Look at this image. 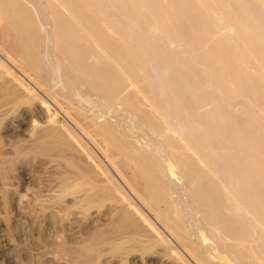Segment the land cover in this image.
Masks as SVG:
<instances>
[{
  "label": "rangeland",
  "instance_id": "rangeland-1",
  "mask_svg": "<svg viewBox=\"0 0 264 264\" xmlns=\"http://www.w3.org/2000/svg\"><path fill=\"white\" fill-rule=\"evenodd\" d=\"M36 1H41L39 2L40 5L42 4V6H44V11L47 12L46 14L49 16L48 12L50 7L47 4L48 1ZM77 1L81 3L85 2V0ZM95 1L96 5L94 6V10H99L101 11V13L93 12L92 15L97 21V27H99L101 38L105 42L107 47L111 48L116 53L117 59L120 62H123V64L129 70V73L135 76L138 82L143 84L144 82L151 80L153 83L156 82L157 84H160L161 87H158L160 89L159 91L163 93L166 98L174 102L173 104L175 105V107L181 105L180 108H177L182 111L183 115L185 114L184 116L185 118H187L186 120L188 122L193 123L192 130L194 131V134L196 133V138L202 144H204V146L215 150L220 143H227L229 145L235 143L233 145L234 149L232 154L237 153V162L239 164L241 163L240 165L244 176L249 174L248 170L250 169V163L248 162V160L244 159L254 157L259 163L261 162V164H264V77H262L264 75V39H261L264 38V4H262L264 3V0H262V2L260 0H232L233 4L231 0H221V4L219 3V0H199L201 2V6L198 0H188L190 1V4L189 2H187L186 4V0L185 2H182L184 0H161L166 5H163L160 0H142L144 2V7H138V9H136L138 11H135V8L132 7L137 0ZM235 1L238 2V4ZM97 2L101 3V5H98ZM121 2L125 4H121ZM227 4H229L230 8ZM123 5L124 7L122 8L121 6ZM160 5L163 6L161 7ZM250 5L253 7H251ZM89 6H91V4H89ZM158 6L161 10L157 8ZM203 6L207 7L208 10H210L208 11L207 8L204 7L206 9L205 10ZM109 7L110 9L114 8L115 11L114 9L109 10ZM189 7H191L192 9ZM146 8L147 11H145ZM227 9L228 12L226 15L225 12L227 11ZM188 10L190 11L188 12ZM199 10L200 12H198ZM202 10L205 15L202 14ZM239 10L241 11V13ZM196 11L197 13L195 14ZM246 11L251 15L249 13L246 14ZM191 13H193V15ZM199 14H202L204 19L198 18L200 17ZM214 14L217 16H215ZM230 14H232V16L234 15L233 18L230 16ZM47 15L46 18H48ZM165 15H167L168 18H166ZM196 15L198 17H196ZM244 15H247L248 19ZM147 16L149 17L147 18ZM220 16H223V20L225 19L224 22L221 20L222 18ZM144 17L147 19H145ZM192 17L194 18V20L191 21V19H193ZM215 17L217 18V20L214 19ZM122 18L124 19L122 20ZM140 18H142L144 21ZM197 18L200 22L196 20L197 23H195V19ZM117 19L120 21L119 23H121L119 24L120 26L118 25ZM148 19H152V21H149ZM212 19H214V21L216 20V23L212 21ZM163 20L168 21V23L166 21L164 22ZM185 20H187V22ZM256 20L258 21V23L256 22ZM259 20L261 21V24L259 23ZM129 21H132L134 24L132 22L131 24ZM153 22H155L154 24L156 25L155 26L153 24V27L155 26L156 28L152 27ZM231 22H234L235 24L233 23L232 26ZM129 24H131L130 27ZM4 25V22L1 20L0 54L2 57H0V264H195L194 262H192L191 258H189V254H187L184 250H176L175 243L169 238L167 242H170L168 243L164 242L160 238L159 239L161 241L157 239V232H154L149 224V220H153L152 216L147 213V211H144L136 202L131 203L133 207L138 209V215L134 216L136 220L135 229L133 230L130 228H125L124 230H118V232L113 233L109 231V233L108 227L117 218L118 211L116 208L125 206V203L121 200L122 195L119 191L113 189L114 187L111 183L110 185L106 183L104 184V186H106L110 190H114L112 192L113 194L115 193L113 195L115 199L110 198L99 200L98 202L95 201L92 206L88 207L89 209H84L82 205L79 204V199L82 193H80L79 190L73 188V185L75 184L74 181H76L75 179L78 177L69 175L67 171V163H63L62 159L63 161L67 162H70L71 160L72 162H75H70V164H73L75 167H77V169L75 168V175H77V171H80L82 168L88 169V167H96L95 169H100L99 166L94 163V158H92V156L88 155V153L84 151L82 147L83 145L80 142L79 143L82 146L80 145L79 147L77 141L78 138L69 141V144L74 147L70 150H67L66 154L61 153V156H58L60 159L62 158L61 160L58 157L54 156L55 153L53 152L47 153V155H38V153H36L35 149H37L40 145H43L44 134L49 127L62 128L66 125L64 124L66 122V119H64L65 113L60 109L58 104L53 101L51 96L47 93L45 87H40L41 84L39 83V81H36L37 78L33 76L32 72L25 69L24 63H22L21 58L17 55H15L13 58H10V56H8L9 54H7L6 52L8 51L6 47L9 45L17 44V41L13 38V36L9 33ZM191 25L193 29H191ZM220 25H222V27H220ZM115 26H117L118 29ZM127 26L131 31L127 30ZM195 26L197 27L196 29L194 28ZM255 26L256 28H258L257 32H255ZM106 27L112 31L110 36L105 31ZM149 27L152 28V30H150ZM246 27L249 28V30ZM168 28L171 29V32ZM240 28H243L244 30L246 29L245 31L248 35L243 31V29V32H241ZM174 29L175 32L177 31L176 33L172 31ZM180 29H183V32ZM113 30L115 33H113ZM123 30L126 31L124 32L125 34H123ZM154 30L158 34L154 33ZM235 30H238L239 32ZM205 31L208 32L206 33ZM192 32L197 33L192 34ZM132 33H134L135 35ZM151 33L155 35L153 36ZM170 33L175 39H172ZM262 33L263 35H261ZM224 34L227 36H225ZM115 35L117 36V38H115ZM160 35L162 36V38L160 37L161 40H159ZM213 35L215 37H213ZM254 35L259 37L257 38ZM132 36L135 38H132ZM169 36L171 38H169ZM223 36L226 39H224ZM113 37L115 40L112 39ZM136 37L140 40H138ZM57 38L58 39L55 40L54 43L55 52L58 53L60 57L62 56L66 63H74L75 61L79 62L78 64H80V66H77L81 70L78 69L77 71V69H75V71H73L82 75L81 79L84 81V84H86L87 90L91 88H98V90L102 88L106 90V87L110 88L109 85L106 84L109 79H115L116 84L118 85L119 83V86L123 83L121 82L117 72L113 68H111L107 64V61L99 56L97 52L94 51L92 46L89 45L85 40L74 38L66 41L61 34L57 35ZM127 38H130L129 42L134 41L133 43L135 44H133L132 42L128 43ZM177 38H180V40ZM183 38H185L186 42ZM193 38L196 42L199 43L194 42ZM243 38L244 41L242 40ZM125 39L127 42L125 41ZM210 39L211 41H209ZM59 41H61L63 44H61ZM160 41H162V43ZM166 41H172V43H167ZM235 41H237L238 43ZM239 41H243L244 47L241 42L239 44ZM155 42L158 46L154 44ZM181 43L185 44L186 46ZM56 44L58 45L55 46ZM142 44L143 46H145V48H143ZM59 45H65L67 48L72 49L69 50L65 48V46H62L61 51L59 49ZM68 45H71V47ZM132 45L134 47H132ZM239 45H241L240 48ZM173 46L175 50L173 49ZM236 47H238V49ZM118 48L121 50H119ZM135 48H137V50ZM170 48L173 53H171ZM165 49L167 51H165ZM256 49H258V51L260 49L261 50L260 52H258ZM142 50L145 51L142 52ZM184 50H186V52ZM74 51L75 54L77 53L76 55L74 54ZM137 51L140 53H138ZM241 51L243 53H241ZM69 53H71L72 55ZM93 54L96 58L93 56ZM96 54L98 56H96ZM138 54H141L143 56H139ZM191 54L194 56H192ZM128 56L133 58L132 60H134V62H130L131 58L129 60ZM167 56H169L168 60L170 59L169 63L167 60ZM191 56L192 58L194 57V59H192ZM144 57H146L147 60L144 59ZM97 58L101 61L99 62ZM148 58L151 59L149 60ZM246 58L248 60H246ZM125 60H127L126 63L124 62ZM17 61L20 63H18ZM254 61H256V63ZM9 62L13 64L11 65ZM194 62H197V64ZM94 63L97 65H95ZM141 63L143 64L140 65ZM186 63L188 66L186 65ZM130 64L133 68L130 66ZM164 64L166 65V71L162 72L163 74L156 75V72L154 70L160 67V65ZM256 64H258V66ZM94 65L97 67H95ZM77 66L76 68H78ZM168 66L171 68H169ZM142 67L145 72L142 71ZM188 67L190 68V71ZM19 68H21V70ZM248 68H250V70ZM131 69L133 70V72ZM237 69L239 72L237 71ZM84 71L86 72L85 74L83 73ZM91 71L93 72L91 73ZM173 72H175L174 75ZM185 72H187L188 74ZM206 72H208L210 75H207L208 73ZM77 73H75V75L79 76V74ZM177 73L179 74L177 75ZM184 73L188 78L190 77L189 79L191 81L187 79L186 76H184ZM221 73H223L224 75ZM238 73H240V75ZM98 74L99 76H97ZM190 74L191 76H188ZM162 75L165 76L161 77ZM194 77L195 81L193 79ZM163 79L165 81H162ZM91 80L94 82H92ZM197 80L199 82H197ZM98 81H100L101 83H99ZM200 82L203 84V86ZM164 83L165 86L162 87V84ZM180 83L183 85H181ZM229 83L231 84L229 85ZM184 84H186V87ZM239 84L242 86H240ZM189 85H192L193 88ZM199 85H201L203 88ZM232 85L233 87H231ZM191 88L192 90H190ZM216 88L217 90H215ZM219 89H221V91ZM84 90L85 89L83 88L82 91ZM168 91H170L172 94ZM229 93L231 95L232 93L233 95H237L238 93L239 95H232V97ZM240 94L245 95L246 97L244 96V98ZM213 95L215 97H213ZM216 95H218L219 97ZM209 96L212 98L210 99ZM240 97H243V99L241 98V100ZM220 98L222 99V101ZM208 102L210 104H208ZM250 102L252 103V105ZM253 104H255L257 107ZM227 105L229 106V108ZM181 107L185 109H181ZM90 110L93 109L91 108ZM185 110L187 112L189 111L188 114L187 112H185ZM257 116L260 120L257 118ZM227 120L229 122H227ZM194 121H196L195 124ZM199 121L202 122L200 123ZM248 121L252 122L253 124H250ZM216 122H218L219 124ZM121 124L123 123L121 122ZM202 124L204 125L202 126ZM216 127L219 129L217 130ZM80 137L83 143L88 146V149H91L90 141H88L84 136L80 135ZM204 138L208 139L205 141ZM210 140L212 145L210 144ZM55 141H57V143H61L62 140L57 138ZM241 144H243L244 148L243 153L240 150ZM259 153L260 155H262L260 156ZM100 154L98 152L97 157H99L98 160L100 159L101 165H103L104 167L113 166L110 160L106 158L105 152H103L104 155L102 154V152H100ZM257 172L263 173L264 166H262V168L259 167ZM66 177H69L70 179L64 181ZM99 177L100 176H98V178ZM261 184L263 185L262 182H257V186H255L257 188L259 187L258 194L260 195V200L264 201V198H262L264 197V185L261 186ZM136 217H138V219ZM102 230H106V232H108L106 238L108 240L110 239V242L112 240L117 243L119 242L122 249L118 251L112 250L109 246V243H105L96 250H82L84 246H92V244L97 243L98 240L96 236ZM155 239H157L158 241ZM221 258L219 260H222L223 262L226 261V263L228 261L229 263V258L227 257V255H223ZM213 263L214 262H211L210 264Z\"/></svg>",
  "mask_w": 264,
  "mask_h": 264
},
{
  "label": "bare ground",
  "instance_id": "bare-ground-1",
  "mask_svg": "<svg viewBox=\"0 0 264 264\" xmlns=\"http://www.w3.org/2000/svg\"><path fill=\"white\" fill-rule=\"evenodd\" d=\"M47 1H48L47 4L50 7L49 12H48L49 16L46 14L47 12L44 11V8H43L44 6H42V4L40 5L39 2H41V1L37 2L36 0H0V21L2 20L4 22V24H5L4 26L6 27V29L13 36V38L17 41V44L9 45L6 47V49L8 50L6 52H7V54H9L8 56H10V58H13L15 55L19 56L22 60V63H24L25 69L28 71L30 70L32 72L33 76L35 78H37L36 81H39V83L41 84L40 87H42V86L45 87L47 93L51 96L53 101L55 103H57L58 106L60 107V109L65 113L64 119H66V122L64 124H66V125L64 127L61 126L62 128H60V127H49L46 131L44 130L45 134H44L43 145H40L37 149H35L36 153H38V155L39 154L40 155H47V153L53 152V153H55L54 156H56V157H58L59 155L61 156V153L66 154L67 150H70L74 147V146H71L69 144V141L75 140L78 138L77 141H78L79 147L81 144L83 145V146L82 145L81 146L83 147L84 151L87 152L88 155L92 156V158H94V160H93L94 163L97 164L99 166V169H100V170L95 169L96 167H88V169L82 168L80 171H77V173H76L77 175H75V172H76L75 168L77 169V167H75L73 164H70V162H72V160L70 162H67V161H63V159L61 158L63 163L64 162L67 163V171H68L69 175H73V176L78 177V178L75 177L76 181H74L75 184L73 185V188L76 190H79L80 193H82L81 197L79 199L80 200L79 204H81L82 207L84 209H86L89 206H92L95 203V201L98 202L99 200L110 199V198L115 199V197H113V195L115 193L113 194V192H112L114 190H110L106 186H104V184H106V183L109 185L111 183L114 187L113 189L120 192V194L122 195L121 200L125 203L124 204L125 206H122L120 208H116L118 211L117 212V218L115 217L116 220H114V222L112 224H110V226L108 227V229H109V230L107 229L108 232L109 231H111L112 233L118 232V230H124L125 228H130L133 230L135 229L136 220H135L134 216L138 215V209L133 207L131 203L136 202V203H138V205H140V207L144 211H147V213H149L152 216L153 220L152 221L149 220V224L152 227V230L154 232H157V236H158L157 239L160 238L164 242L168 243V242H170V241L167 242V240L169 238L171 241H173L175 243L176 250L177 249L178 250H184L187 254H189V258H191L192 262H194L195 264H210L211 262H214V263L217 262L218 264H264V203H263L264 201L262 200L263 201L262 202L260 200L261 198H260V195L258 194V192H259L258 188L259 187L258 188L256 187L257 182H260V183L262 182L264 185V172L263 173L257 172L259 167L262 168V166H264V164H261V162L259 163L254 157L244 159V160H248V162L250 163V169L248 170L249 174L244 176V174L242 173L241 165H240L241 163L239 164L237 162V158H236L237 153L232 154L233 149H234L233 145L235 143H232L230 145L227 143H220V144H218V146L215 150L207 148L206 146H204V144H202L196 138V135H195L196 133L194 134V131L192 130V124L193 123L188 122L186 120L187 118H185V116H184L185 114L183 115L182 111L179 110L181 105L178 104L179 106H177V104H176V106L179 108L175 107V105L173 104L174 102H172L171 100L166 98L165 95L159 91L160 90L159 88L161 87L160 84H157L156 82L153 83L151 80L146 81L143 84L138 82L136 80L135 76H133L129 73V70L123 64V62H120L117 59L116 53L111 48H108L107 45L105 44V42L102 40L100 32H99L100 31L99 27H97V25H98L97 21L92 15L93 12H96V13L100 12L101 13V11H99V10L98 11L94 10V6L96 5L95 0H85V2H83V3L78 2L77 0H47ZM145 1H148V0H145ZM260 1L262 2V0H260ZM182 2H185V0ZM187 2H189V4H190V1L186 0V4H187ZM198 2H200V1L198 0ZM198 2H197V5H198ZM231 2H232V0H231ZM219 3L221 4V0H219ZM236 3L238 4V2H236ZM251 3H252V1H251ZM89 4H91V6H89ZM99 4L101 5V3H98V5ZM121 4H125V3L121 2ZM164 4L165 3H163V5ZM208 4H209V2H208ZM213 4H215V3H213ZM232 4H233V2H232ZM262 4H264V3H262ZM145 5H146V3H145ZM227 5L229 7V4H227ZM200 6H201V2H200ZM209 6H210V4H209ZM121 7L123 8L124 5ZM132 7L135 8L134 9L135 11H138L136 9H138V7H141V8L144 7V2L142 0H137L133 4ZM204 7L205 6H203V8ZM251 7H253V6H251ZM157 8H159V6ZM157 8H155V9H157ZM189 8H191V7H189ZM205 8H207V7H205ZM111 9H114V8H111ZM111 9L109 7V10H111ZM182 9H183V7H182ZM228 9L225 12L226 15H227ZM159 10H161V9L159 8ZM190 10H188V12ZM207 10H208V8H207ZM215 10H216V8H215ZM114 11H115V9H114ZM145 11H147V8ZM221 11H222V9H221ZM233 11H232V13H233ZM132 12H134V11H132ZM155 12H157V11H155ZM198 12H200V10ZM263 12H264V10H263ZM143 13H144V10H143ZM196 13H197V11L195 12V14ZM219 13H221V12H219ZM240 13H241V11H240ZM248 13L249 12H247L246 14H248ZM102 14H105V13H102ZM102 14H101V16H102ZM191 14L193 15V13H191ZM202 14L205 15L203 13V10H202ZM202 14H199L200 17H198L196 15V17L204 19ZM46 15L48 18H46ZM98 15H100V14H98ZM211 15H213V14H211ZM149 16H147V18ZM165 16H166V18H168L167 15H165ZM172 16H171V18H172ZM215 16H217V15H215ZM230 16L233 18L234 15L232 16V14H230ZM244 16L247 17V15H244ZM145 17H146V14H145ZM231 17H229V18H231ZM136 18H138V17H136ZM147 18H145V19H147ZM198 18L195 19V23H197L196 20L199 21ZM260 18H261V16H260ZM123 19L124 18H122V20ZM125 19H127V18H125ZM140 19H142V18H140ZM214 19L217 20L216 17ZM214 19H212V21H214ZM234 19H235V17H234ZM247 19H248V17H247ZM148 20L152 21V19L151 20L148 19ZM160 20H162V19H160ZM192 20H194V18L191 19V21ZM221 20L224 22L225 19L223 20V18H222ZM107 21H109V20H107ZM132 21H135V20H132ZM181 21H182V19H181ZM185 21L187 22V20H185ZM188 21H190V20H188ZM119 22L120 21L118 20V25L121 24ZM140 22H142V21H140ZM157 22H159V21H157ZM166 22L168 23V21H166ZM245 22H247V21H245ZM256 22L258 23L257 20H256ZM260 22L261 21L259 20V23ZM154 23L155 22L152 23V27H153ZM167 23H166V25H167ZM233 23L231 24L232 26H233ZM255 23H253V24H255ZM131 24H129V27ZM125 25H126V23H125ZM170 25H171V23H170ZM194 25H197V24H194ZM158 26H157V29H158ZM217 26H218V24H217ZM249 26H250V23H249ZM115 27L117 28V26H115ZM166 27H168V26H166ZM220 27H222V25H220ZM220 27H218V28H220ZM235 27H234V29H235ZM127 28H128V26H127ZM127 28H125V29H127ZM170 28H168V29H170ZM194 28L196 29L197 27L195 26ZM191 29H193L192 25H191ZM208 29H209V26H208ZM242 29L243 28H240V31L241 32L244 31L246 33V31H245L246 29L245 30L243 29V31H242ZM247 29L249 30V28H247ZM254 29H256L255 32H257L258 28H256V26ZM261 29H263V28H261ZM127 30L131 31L129 28ZM150 30H152V28H150ZM105 31L108 33L109 36L112 33V31L107 27L105 28ZM158 31H160V30H158ZM172 31L175 32V29ZM181 31L183 32V29ZM235 31H238V30H235ZM124 32H126V31L123 30V34H125ZM170 32H171V29H170ZM205 32L207 33L208 31H205ZM113 33H115L114 30H113ZM154 33L158 34L157 32H155V30H154ZM193 33L194 32H192V34ZM195 33H197V32H195ZM263 33L261 35H263ZM60 34L63 36V38L66 41L69 39L70 40L74 39V38L85 40L89 45L92 46L94 51H96L99 56H101L103 59H105L107 61V64L117 72L121 82H123V83L119 86V83H118V85L116 84L115 79H111V80L109 79V81L106 82V84L109 85L110 88L106 87V90H104L100 87L102 90L101 89L98 90V88H91V89L87 90L86 84H84V81L81 79L82 75H80L77 72H74L75 69H77V71H78L79 67L77 65L80 66V64H78L79 62H76L74 60L75 64L74 63H66L65 60L62 58V56L60 57L58 55V53H56L54 50L55 40L58 39L57 35H60ZM117 34H119V33H117ZM132 34H134V33H132ZM151 34L153 36L155 35L153 33H151ZM170 35H171V33H170ZM178 35H180V34H178ZM112 36H113V34H112ZM133 36H132V38H135ZM136 36H137V34H136ZM140 36H141V34H140ZM225 36H227V35H225ZM254 36H256V35H254ZM120 37H118V38H120ZM160 37L162 38L161 35L159 36V38ZM171 37H172V39H175V38H173L172 35H171ZM171 37L169 36V38H171ZM213 37H215V36L213 35ZM229 37H230V35H229ZM241 37H242V34H241ZM245 37H247V36H245ZM115 38H117V36ZM161 38L159 40H161ZM166 38H167V35H166ZM191 38H192V36H191ZM223 38H224V36H223ZM244 38L242 39L243 41H244ZM112 39H114V37ZM129 39L130 38H127L128 43L132 42V41L129 42ZM137 39L140 40L139 38H137ZM177 39L180 40V38H177ZM183 39L185 41V38H183ZM205 39H206V37H205ZM211 39L209 41H211ZM224 39H226V38H224ZM261 39H264V38H261ZM165 40H169V39H165ZM193 40H194V38H193ZM79 41H81V40H79ZM122 41H124V40H122ZM125 41H126V39H125ZM243 41H239V44L241 42V44L243 45ZM59 42L61 44H63L61 41H59ZM59 42H58V44H59ZM156 42H157V40H156ZM156 42L154 44H156ZM160 42L162 43V41H160ZM170 42L172 43V41H170ZM190 42H188V43H190ZM194 42H196V41L194 40ZM235 42H237V41H235ZM82 43H84V42H82ZM106 43H108V42H106ZM196 43H199V42H196ZM206 43H208V42H206ZM58 44H56L55 46H57ZM78 44H79V42H78ZM121 44H122V42H121ZM133 44H135V43H133ZM181 44H183V43H181ZM65 45H62V46H65ZM170 45H172V44H170ZM183 45L186 46L185 44H183ZM62 46H60V48H59L60 50H61ZM68 46L71 47V45H68ZM142 46H143V44H142ZM174 46H173V49H174ZM240 46L241 45H239V48H240ZM121 47H122V45H121ZM132 47H134V46L132 45ZM243 47H244V45H243ZM65 48H67V47L65 46ZM143 48H145V46H143ZM236 48L238 49V47H236ZM59 49H57V50H59ZM67 49H69V48H67ZM70 49H72V48H70ZM135 49L137 50V48H135ZM229 49H230V47H229ZM119 50H121V49H119ZM138 50H139V47H138ZM170 50H171V48H170ZM256 50L258 51V49H256ZM260 50L258 52H260ZM128 51H130V50H128ZM144 51L142 50V52H144ZM165 51H167V50L165 49ZM184 51L186 52V50H184ZM13 52H15V53H13ZM62 53H64V52H62ZM138 53H140V52H138ZM171 53H173L172 50H171ZM241 53H243V52L241 51ZM69 54H71V53H69ZM74 54H75V51H74ZM97 54H96V56H98ZM165 54H166V52H165ZM93 56H94V54H93ZM93 56H90V57H93ZM139 56H143V55L140 54ZM192 56H194V55H192ZM192 56H191V58H192ZM0 57H2L1 54H0ZM168 57L169 56H167V60H168ZM130 58L131 57H129V60H130ZM233 58H234V56H233ZM69 59H70V56H69ZM132 59L133 58H131L130 62L131 61L134 62V60H132ZM141 59H143V58H141ZM144 59L147 60L146 57H144ZM192 59H194V57ZM97 60H99V59L97 58ZM169 60H168V63H169ZM246 60H248V59L246 58ZM100 61L101 60H99V62ZM124 62L126 63L127 60H125ZM142 62H143V60H142ZM254 62L256 63V61H254ZM9 63L11 65L13 64L11 62H9ZM18 63H20V62H18ZM194 63L197 64V62H194ZM142 64L143 63H141L140 65H142ZM170 64H169V66H170ZM14 65H15V63H14ZM95 65H97V64H95ZM128 65H129V63H128ZM186 65H187V63H186ZM256 65L258 66V64H256ZM76 66L78 68H76ZM130 66H131V64H130ZM247 66H249V65H247ZM95 67H97V66H95ZM175 67H176V65H175ZM150 68H152V67H150ZM169 68H171V67H169ZM236 68H238V67H236ZM19 69L21 70V68H19ZM248 69L250 70V68H248ZM79 70H81V69H79ZM142 71L145 72L143 70V67H142ZM154 71L156 72V75L163 74L162 72L166 71V65L165 64L160 65V67H158ZM169 71H167V72H169ZM189 71H190V68H189ZM237 71H238V69H237ZM92 72L93 71H91V73ZM132 72H133V70H132ZM220 72H222V71H220ZM253 72H254V70H253ZM75 73L79 74V76L78 75L76 76ZM83 73L85 74L86 72L84 71ZM95 73H96V71H95ZM174 73L175 72H173V75H174ZM185 73H187V72H185ZM206 73H208V72H206ZM87 74H89V73H87ZM178 74L179 73H177V75ZM212 74H215V73H212ZM221 74H223V73H221ZM238 74L240 75V73H238ZM243 74H244V71H243ZM141 75H143V74H141ZM194 75H195V73H194ZM207 75H210V74L208 73ZM97 76H99V74ZM164 76L162 75L161 77H164ZM184 76L187 77L186 74ZM188 76H191V74ZM212 76H214V75H212ZM253 76H256V75H253ZM92 77H94V76H92ZM195 77L193 78L194 81H195ZM262 77H264V75ZM88 78H90V77H88ZM189 78L187 77V79H189ZM30 79H31V77H30ZM164 79L162 81H165ZM180 79H181V77H180ZM104 80H107V79H104ZM143 80H146V79H143ZM92 82H94V81H92ZM98 82L101 83L100 81H98ZM197 82H199V81L197 80ZM89 83H91V82H89ZM181 83H182V81H181ZM200 83H198V84H200ZM230 84L231 83H229V85ZM171 85H173V84H171ZM181 85H183V84H181ZM184 85L186 87V84H184ZM164 86H165V83L162 84V87H164ZM189 86L191 87L192 85H189ZM199 86L202 87L203 84H202V86L201 85H199ZM240 86H242V85H240ZM231 87H233V85ZM83 88L85 89L84 91H82ZM192 88H193V86H192ZM192 88L190 90H192ZM165 90H167V89H165ZM194 90H196V89H194ZM215 90H217V88ZM219 90L221 91V89H219ZM196 91H198V90H196ZM168 92H170V91H168ZM187 93H188V91H187ZM232 95H233V93H232ZM235 95H233V96H235ZM237 95H239V94L237 93ZM240 95L243 97L245 96L242 94H240ZM183 96H185V95H183ZM216 96H218V95H216ZM254 96H253V99H254ZM213 97H215V96L213 95ZM243 97H240V99L241 98L243 99ZM211 98L212 97H210V99ZM184 100H185V97H184ZM173 101H174V99H173ZM221 101H222V99H221ZM256 103H258V102H256ZM208 104H210V103L208 102ZM251 105H252V103H251ZM253 105H255V104H253ZM255 106H254V108H255ZM91 108L93 110H90ZM182 108L183 107H181V109ZM223 108H221V109H223ZM228 108H229V106H228ZM183 109H185V108H183ZM185 112H187V111L185 110ZM188 112H187V114H188ZM260 115H261V113H260ZM186 116H188V115H186ZM188 117H190V116H188ZM251 118H252V116H251ZM257 118H258V116H257ZM120 121L123 124H121ZM214 121H213V123H214ZM261 121H262V119H261ZM195 122L196 121H194V124H195ZM199 122L201 123L202 121H199ZM227 122H229V121L227 120ZM248 122L250 124L252 123L250 121H248ZM254 122H256V121H254ZM216 123H218V122H216ZM203 125L204 124H202V126ZM211 125H214V124H211ZM71 126H72V128H71ZM195 129H196V126H195ZM218 129L219 128H217V130ZM207 131H208V129H207ZM216 133H218V132H216ZM80 135L84 136L85 138H87L88 141H90L91 149L90 148L88 149V146L85 143H83ZM57 138L62 140L61 143H57V141H55ZM207 139H205V141ZM232 139H234V138H232ZM210 144H211V140H210ZM240 146H241L240 150L243 153V149H244L243 144H241ZM236 149H237V147H236ZM98 152H99V154H100V152H102V154H103V152H105L106 158L108 160H110V162L113 166H111V167L105 166L104 167L103 165H101L100 159L98 160L99 157H97ZM259 155H260V153H259ZM72 163H75V162H72ZM261 174H263V175H261ZM98 176H100L99 178H101V179H99ZM101 176H103V177H101ZM68 179H70V178L66 177L64 179V181H66ZM71 179H72V177H71ZM263 185L261 184V186H263ZM261 195H263V194H261ZM262 198H264V197H262ZM116 207H118V206H116ZM83 211H85V210H83ZM141 217H143V216H141ZM136 218L138 219V217H136ZM146 224H148V223H146ZM108 232H106V230L100 231L96 236L98 242L95 244H92V246H88V245L84 246V248L82 250H85V251L86 250L87 251L88 250H96V249H99V247H101L105 243H107V244L109 243V246L112 250H117V251L121 250L122 248L120 247L119 242L117 243L113 240L110 242V239L108 240L106 238L108 235ZM157 239H155V240H157ZM223 255H227V257L229 258V263H228V261L226 263V261L223 262L222 260H219Z\"/></svg>",
  "mask_w": 264,
  "mask_h": 264
}]
</instances>
